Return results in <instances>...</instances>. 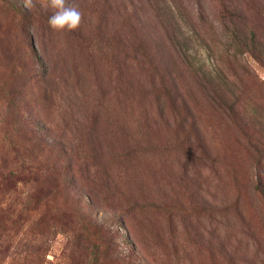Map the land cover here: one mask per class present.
I'll return each instance as SVG.
<instances>
[{
    "label": "rangeland",
    "instance_id": "obj_1",
    "mask_svg": "<svg viewBox=\"0 0 264 264\" xmlns=\"http://www.w3.org/2000/svg\"><path fill=\"white\" fill-rule=\"evenodd\" d=\"M67 2L80 26L57 31L50 0H0V264H264V54L233 37L264 44V0ZM139 50L190 108L191 148Z\"/></svg>",
    "mask_w": 264,
    "mask_h": 264
},
{
    "label": "trees",
    "instance_id": "obj_2",
    "mask_svg": "<svg viewBox=\"0 0 264 264\" xmlns=\"http://www.w3.org/2000/svg\"><path fill=\"white\" fill-rule=\"evenodd\" d=\"M234 24L236 25L237 23L235 22ZM233 37L243 53H248L257 58H260L261 55L264 54V44L260 42L255 32L251 31L250 35L248 36L244 31L242 32L241 30H238V28H236V30H233ZM133 47L134 46L132 45V48ZM134 49L137 50V48ZM138 52L142 56H146V58L149 59L150 66L153 71L151 80H149V86L147 89H144L145 95L149 94V96H154L156 102L159 101V104L161 103L162 107L168 108L167 113L161 111L160 108H158L157 111L159 113L161 121L163 122L164 126H166V130L172 137L174 143L178 146L186 147L185 149L191 148L193 145L192 139H194L195 137V122L193 119V115L190 112V108L188 107L183 97L179 94L172 77L169 75V72L167 70H160L155 65L153 57L151 55L149 56L146 54V52L140 50ZM220 99L225 98L218 95L219 102ZM170 116L171 119L169 118ZM30 130L34 132V134H36L37 132L35 127H31ZM41 139L42 138H40L39 136H36L34 140L29 139V141L24 144L25 150L29 152V155H27L26 157H29L37 146L39 148L43 147V142ZM191 153L193 154V152ZM26 164L27 160L23 158L21 160L20 169H16L17 172L23 173L25 169L30 172L29 167H27ZM12 170L13 169L9 170L8 174L16 173V170ZM122 262L133 264V262L128 260V258H122Z\"/></svg>",
    "mask_w": 264,
    "mask_h": 264
},
{
    "label": "clouds",
    "instance_id": "obj_3",
    "mask_svg": "<svg viewBox=\"0 0 264 264\" xmlns=\"http://www.w3.org/2000/svg\"><path fill=\"white\" fill-rule=\"evenodd\" d=\"M25 7L31 8L33 0H24ZM50 6L55 9L48 17L49 26L53 30H75L80 26L82 12L74 6H68L67 0H50Z\"/></svg>",
    "mask_w": 264,
    "mask_h": 264
}]
</instances>
